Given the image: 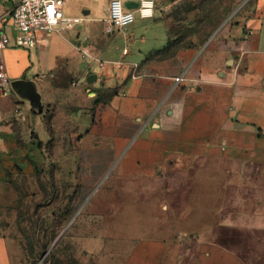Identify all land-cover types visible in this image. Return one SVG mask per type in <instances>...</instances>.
Here are the masks:
<instances>
[{"label":"crops","instance_id":"1","mask_svg":"<svg viewBox=\"0 0 264 264\" xmlns=\"http://www.w3.org/2000/svg\"><path fill=\"white\" fill-rule=\"evenodd\" d=\"M200 2L156 0L151 18L135 12L117 36L87 19L95 31L84 39L41 32L36 49L3 51L11 82H34L44 111L33 121L29 102L0 89V183L28 168V159L44 160L53 140V152L69 151L68 165L85 167L88 191L111 175L143 186L182 172V189L132 194L159 193L162 204L185 199V213L178 204L165 209L186 216L193 233L201 231L191 218L198 215L208 221L203 230L250 233L236 245H256L252 235L264 233V0H218L213 14L193 10L185 22L202 18L205 26L180 39L172 12ZM91 75L97 80L88 83ZM170 238L140 241L127 264H164ZM18 244L0 234V264H26Z\"/></svg>","mask_w":264,"mask_h":264},{"label":"rangeland","instance_id":"2","mask_svg":"<svg viewBox=\"0 0 264 264\" xmlns=\"http://www.w3.org/2000/svg\"><path fill=\"white\" fill-rule=\"evenodd\" d=\"M110 1L64 0L65 15L84 21L76 28H65L63 33L75 38L79 34L80 39L91 35L95 29H88L92 23L87 19L96 20L103 28ZM215 3L218 0H201L196 7L175 9L172 14L179 38L190 35L192 26L196 33L200 32L204 20L185 22L187 17L193 10L199 15L218 12L221 8ZM87 12L90 15L86 16ZM42 137H47L45 132ZM42 154L45 161L28 159V168L18 167L0 183V234L19 243L26 264H127L140 241L162 237H171L172 244L164 264H202L200 258L206 255L211 258L210 264H264V233L252 235L256 245H236L250 239L251 234L236 235L217 226L205 231L208 221L192 215V221L197 220L194 229L202 231L193 233L187 228L186 216L178 217L165 209L178 204L185 213V199L171 196L168 203L162 204L166 199L162 194H132L145 186L161 187V183L153 181L142 186L111 175L88 191L85 167L77 168L65 161L69 151L53 152L48 145ZM181 173L172 174L173 182L165 181L163 190L182 189Z\"/></svg>","mask_w":264,"mask_h":264},{"label":"built area","instance_id":"3","mask_svg":"<svg viewBox=\"0 0 264 264\" xmlns=\"http://www.w3.org/2000/svg\"><path fill=\"white\" fill-rule=\"evenodd\" d=\"M129 3L138 4V8L130 9ZM64 0H0V54L8 49L31 51L38 45L41 32L52 34L65 28L73 29L81 26L83 19L68 18L63 10ZM156 0H112L105 21V31L114 34L133 25L136 21L135 12L142 18L154 15ZM96 61L92 55H86ZM104 67L103 62H99ZM185 80V75L176 78V84ZM11 80L7 67L0 58V89L8 95Z\"/></svg>","mask_w":264,"mask_h":264},{"label":"water","instance_id":"4","mask_svg":"<svg viewBox=\"0 0 264 264\" xmlns=\"http://www.w3.org/2000/svg\"><path fill=\"white\" fill-rule=\"evenodd\" d=\"M127 7L130 9H136L138 8V4L129 3ZM96 80L97 76L91 75L88 79V83H93ZM11 88L21 99L29 102L32 120L35 121V118L38 115H41L44 111L42 98L38 92L36 84L28 80H18L11 83Z\"/></svg>","mask_w":264,"mask_h":264},{"label":"trees","instance_id":"5","mask_svg":"<svg viewBox=\"0 0 264 264\" xmlns=\"http://www.w3.org/2000/svg\"><path fill=\"white\" fill-rule=\"evenodd\" d=\"M31 140H32V142H34V143H37V145H38V147H39V149L41 150L42 149V147H43V144H42V142L39 140V138H38V136L36 135V133H33L32 134V136H31ZM50 144V146H52V144H53V140L49 143ZM21 167V166H20ZM26 167V166H25ZM15 169H17V168H15ZM14 169V170H15ZM7 177V176H6Z\"/></svg>","mask_w":264,"mask_h":264}]
</instances>
